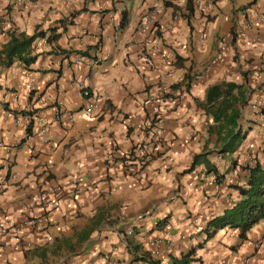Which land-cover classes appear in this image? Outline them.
Instances as JSON below:
<instances>
[{"label": "crops", "instance_id": "0c3cea01", "mask_svg": "<svg viewBox=\"0 0 264 264\" xmlns=\"http://www.w3.org/2000/svg\"><path fill=\"white\" fill-rule=\"evenodd\" d=\"M185 3L0 0V49L11 29L32 34L73 15L56 42L57 53L40 55L29 69L18 60L0 67V264H45L43 258L49 264H151L150 259L171 264L173 257L200 245V229L236 201L231 183L237 182L236 173L244 172L240 164L251 163L249 154L264 156V118L252 106L264 99V70L259 71L264 69V22H259L264 0H194L189 21L173 7L183 9ZM150 10L152 20L144 23L143 15ZM124 12L128 22L120 29ZM249 22L253 25L247 26ZM222 38L227 45L216 58ZM87 47L91 56L79 61L77 54L69 61L60 52ZM244 72L254 91L239 124L249 131L241 150L218 155L217 137L208 132L210 120L198 102L208 86L242 82ZM185 75L190 77L189 90L182 86L177 104L156 122L162 138L159 153L135 174L112 165L109 153L117 155L144 139V124L157 106L149 96ZM78 80L88 84L95 98L89 116ZM21 111H35L29 135ZM199 154L196 168L185 171ZM206 162L223 175L219 182L204 172ZM51 187L58 188L46 197L58 202L52 212L55 223L36 229L24 224V218L37 212L27 205ZM114 203L109 219L119 220H102L76 245L78 233ZM127 222L134 228L126 241L118 229ZM263 232L264 219L245 241L234 230H219L197 248L191 264H241L250 256L263 264L252 246ZM149 238L162 239L159 253L165 258L148 246ZM68 245L74 249L69 251Z\"/></svg>", "mask_w": 264, "mask_h": 264}, {"label": "trees", "instance_id": "16d2710c", "mask_svg": "<svg viewBox=\"0 0 264 264\" xmlns=\"http://www.w3.org/2000/svg\"><path fill=\"white\" fill-rule=\"evenodd\" d=\"M175 10L180 12V15L184 18L191 19L195 12L194 0H186L183 9L173 5ZM180 9V10H179ZM73 15L70 17H64L58 20L56 25H53L46 30L40 29L39 27L32 34H26L23 32L17 33L15 30H9V40L0 49V67H9L14 61L18 60L25 68L35 63L40 55L57 53L56 45L57 40L61 37L62 33L66 30L67 25L73 22ZM128 22L126 13L122 15L120 29L124 28ZM45 39L49 45V49L46 51H38L37 46L41 40ZM236 40V34L232 32L231 43ZM99 44H96V48ZM89 47L84 50L79 49L75 51H63L66 53V57L69 61L72 53L77 56L90 57L91 53L88 51ZM92 58L97 60L98 56L93 55ZM264 69H260L262 71ZM263 85V84H261ZM184 87V90L188 91L190 88V77L185 75L183 79L177 83L170 85L177 92V95L182 91L180 88ZM259 86L258 88H260ZM254 91L248 83V72L243 73V81H221L214 83L207 87L205 97L202 101L198 102V105L204 110L206 116L209 118L210 123L207 126L208 132L214 133L217 137L219 146L214 152L218 155H226L241 150L244 140L247 137L248 129L243 130L239 124L241 117L242 108L248 104L250 94ZM264 118V105L258 110ZM23 116L27 117L29 121L26 125V133H31V126L33 123L32 117L35 111H21ZM162 113H156L149 120L148 123L144 124V139L138 144L133 145L126 151H121V155H115L114 159L119 160V165L123 171L128 174H135L142 171L150 162V160L159 153V148L162 145V138L158 134L156 122L161 118ZM142 147L141 151L137 150ZM202 154L196 155L193 164L190 168L185 171H193L197 164L200 163V157ZM251 163L242 166L244 172L236 173L235 181L231 183L238 193V198L230 206L223 210L222 213L211 217L207 221V226H203L200 229V233L203 235V240L200 245L191 246L186 252H183L179 257H173L171 264H191L196 260L195 254L198 247L202 246V243L210 240L214 235L222 229H231L237 233L238 238L241 241L248 240V233L252 228L264 219V156L260 154H249ZM236 164V163H235ZM204 172L213 173L215 175V181L219 182L223 175L218 174L214 164L206 162ZM9 164L7 173L4 177H8L10 172ZM203 170L197 173H204ZM241 175V176H240ZM117 204L106 205L98 215L94 216L93 225L84 229L78 233L76 245H81L88 237L93 229V226L99 225L102 220H105L109 224L116 223L119 217L116 219H109V211L111 208H116ZM109 219V220H108ZM134 225L131 222H127L125 225L119 227L118 231L123 234L124 240L128 239V236L133 233ZM130 232V234L128 233ZM129 242V241H128ZM74 247L68 245V250L72 251ZM54 252L53 254H55ZM42 255L44 253H41ZM261 259L264 264V254L260 253ZM44 256V255H43ZM147 256V255H145ZM251 257V256H250ZM45 264L50 262L46 261ZM151 264H157L155 260L150 259ZM158 264L160 261L158 260Z\"/></svg>", "mask_w": 264, "mask_h": 264}, {"label": "built area", "instance_id": "2783aa9c", "mask_svg": "<svg viewBox=\"0 0 264 264\" xmlns=\"http://www.w3.org/2000/svg\"><path fill=\"white\" fill-rule=\"evenodd\" d=\"M142 19H143L144 23L150 22L152 20V13L151 12L145 13L143 15ZM259 22H261V23L264 22L263 16L259 17ZM246 25L252 26L253 23L249 22ZM262 37L264 38V32H263ZM260 38H261V36H258L257 40H259ZM40 44L41 45L46 44L45 39L41 40L39 45ZM226 45H227V42L225 41V39H221L219 41L216 58H220L222 56V54L224 53V50L226 48ZM37 50H39V47H37ZM83 58H84L83 56L78 57V61L83 60ZM76 86L78 87V89H80V93L82 94V96L85 97L86 99H88L87 106L83 110H84V113L89 116V115H91V110H92V107L94 106V103H93V101L95 99L94 95H93L91 89L89 88L88 84L84 83V81H82V80L76 81ZM178 98H179V96L177 95V92L170 87H160L157 93L149 96L150 100L157 102V106L155 108V111H159V112L160 111L168 112L169 110L173 109L174 106L178 102ZM61 103H62L61 101H58V105H60ZM263 105H264V99H260L259 101L254 102L252 104V106L256 110H260V107H263ZM70 118L73 119L72 116H70ZM28 122H27V124H28ZM141 149H142V147H140L137 150V152L141 151ZM117 155H121V151H117ZM114 156L115 155H113V154L111 155L109 153L107 158L109 159V161L112 165H114V166L119 165V163H120L119 160L114 159ZM263 164H264V161H263ZM11 176L13 178H15L16 174H12ZM212 177H213V179H215L216 176L212 175ZM71 185L77 186L78 184L76 181H72ZM198 188L200 190L203 189V184L200 183L198 185ZM57 190H58L57 187H51L48 190L40 191V193L37 195V198L35 199V202H32V203L27 205L28 208H30V210L32 208H36L37 212L29 215V217L24 218L23 223L27 224L31 228H35V229L36 228H42V227L50 225V224H54L55 219L53 218L52 212L57 207L58 202H57V200H55V198L48 200L46 197L48 196L49 193H53V194L56 193ZM161 242H162L161 238H149L147 240L148 246L154 248V253L162 260V258H165V255L159 253V248L161 246ZM252 246L258 253L264 254V232L252 242ZM220 263L224 264V260H222ZM241 264H255V258L245 257L242 259Z\"/></svg>", "mask_w": 264, "mask_h": 264}, {"label": "clouds", "instance_id": "9594fccd", "mask_svg": "<svg viewBox=\"0 0 264 264\" xmlns=\"http://www.w3.org/2000/svg\"><path fill=\"white\" fill-rule=\"evenodd\" d=\"M149 12H151V10L149 11ZM223 39V38H222ZM41 45V44H40ZM45 46H49L47 43L46 44H44ZM219 45V44H218ZM40 50V49H39ZM38 50V51H39ZM218 50V49H217ZM80 90V89H79ZM179 96V95H178ZM155 111V110H154ZM156 113H167V112H164V111H155Z\"/></svg>", "mask_w": 264, "mask_h": 264}]
</instances>
